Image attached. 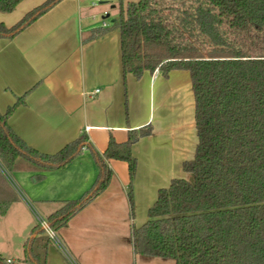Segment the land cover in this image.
Wrapping results in <instances>:
<instances>
[{
  "label": "trees",
  "instance_id": "trees-1",
  "mask_svg": "<svg viewBox=\"0 0 264 264\" xmlns=\"http://www.w3.org/2000/svg\"><path fill=\"white\" fill-rule=\"evenodd\" d=\"M25 0H0L11 14ZM63 0H48L12 28L0 24V39H14ZM140 0L120 10L123 73L141 79L157 69L169 78L190 74L198 137L195 158L183 163L191 180L174 179L161 189L148 222L134 228L136 255L176 264H264V0ZM233 8V9H232ZM96 29L88 40L105 35ZM25 104L21 98L0 113V166L9 175L20 168L44 174L63 170L88 150L98 178L80 199L59 203L46 220L54 232L109 187L111 160L128 164L129 201L134 208L137 159L133 146L152 134L132 131L125 143L110 139L100 155L86 136L55 155L29 147L9 119ZM3 184V185H2ZM0 170V215L13 203ZM9 187V186H8ZM53 241L41 224L24 245L28 264H47ZM1 264H7L0 257Z\"/></svg>",
  "mask_w": 264,
  "mask_h": 264
},
{
  "label": "crops",
  "instance_id": "crops-1",
  "mask_svg": "<svg viewBox=\"0 0 264 264\" xmlns=\"http://www.w3.org/2000/svg\"><path fill=\"white\" fill-rule=\"evenodd\" d=\"M47 1L25 0L13 13H0V24L12 28ZM82 4L63 0L16 38L0 39V113L25 98L9 125L29 147L46 155L82 136L103 155L111 138L121 144L132 131L151 128L152 134L132 148L138 162L134 208L128 197V164L111 160L108 189L56 233L58 242L49 245L47 264H176L136 255L132 233L148 222L161 189L188 178L183 163L194 160L198 145L195 118L183 120L187 106L195 116L190 74L175 71L165 78L159 71L141 79L125 77L120 31L85 42L84 34L91 36L96 29L85 25L84 31L88 16ZM188 87L192 99L185 97ZM1 174L13 203L0 215V257L28 264L24 245L32 230L59 203L89 191L99 170L85 150L65 169L45 173L40 182L34 180L39 173L28 168L8 174L10 179Z\"/></svg>",
  "mask_w": 264,
  "mask_h": 264
},
{
  "label": "rangeland",
  "instance_id": "rangeland-1",
  "mask_svg": "<svg viewBox=\"0 0 264 264\" xmlns=\"http://www.w3.org/2000/svg\"><path fill=\"white\" fill-rule=\"evenodd\" d=\"M139 1L140 0H82V2H83L82 6L86 8V13H84V14L88 16L87 20L84 17V20H85L84 24H83L84 25V27H83L84 31H85V25H89L93 29L98 30V29L104 28V29H108L109 33H114V31L118 30L115 28L114 20L116 18H119L121 8L123 7V9L126 10L127 6L130 3H138ZM218 1H220V0H218ZM221 1L225 7V4H227V3L225 2V0H221ZM108 15H110L109 18H107ZM104 24H106L105 27H104ZM89 37H90L89 34H87V33L84 34L85 42L88 41ZM185 97H186V99H192V92H191L189 87L186 89V96ZM184 115H183L184 121H186V119L194 121V118H195L194 109L190 110L189 107L187 106V109H185ZM0 168H1L2 172H4V174L9 178L10 176L8 175V173L5 172L2 169V167H0ZM186 175H185V178H186ZM11 179L13 180L15 186L18 187L16 178L11 176ZM187 179L191 180V176L189 175ZM33 206H35V205L33 204ZM35 208H36L37 212L39 214H41L38 211V208L36 206H35ZM37 212H36V214H38ZM42 218L46 219L43 215H42ZM59 237L60 236H58V238Z\"/></svg>",
  "mask_w": 264,
  "mask_h": 264
},
{
  "label": "built area",
  "instance_id": "built-area-1",
  "mask_svg": "<svg viewBox=\"0 0 264 264\" xmlns=\"http://www.w3.org/2000/svg\"><path fill=\"white\" fill-rule=\"evenodd\" d=\"M156 72H159V69L156 70ZM100 91H96V94H98ZM41 226L42 228L46 231L47 235L49 236V238L57 243L58 242V239H57V234L56 232H54L50 227L49 225L47 224L46 221H42L41 222ZM6 263L7 264H14L11 260H6Z\"/></svg>",
  "mask_w": 264,
  "mask_h": 264
},
{
  "label": "water",
  "instance_id": "water-1",
  "mask_svg": "<svg viewBox=\"0 0 264 264\" xmlns=\"http://www.w3.org/2000/svg\"><path fill=\"white\" fill-rule=\"evenodd\" d=\"M110 17V15H108L107 16V18H109ZM119 21V18H116L115 20H114V23H117ZM1 264V263H0Z\"/></svg>",
  "mask_w": 264,
  "mask_h": 264
}]
</instances>
